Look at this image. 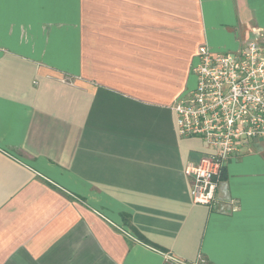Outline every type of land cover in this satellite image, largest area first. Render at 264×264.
I'll return each mask as SVG.
<instances>
[{"label":"crops","instance_id":"crops-1","mask_svg":"<svg viewBox=\"0 0 264 264\" xmlns=\"http://www.w3.org/2000/svg\"><path fill=\"white\" fill-rule=\"evenodd\" d=\"M252 29L264 0H0V264H264V141L194 205L171 111Z\"/></svg>","mask_w":264,"mask_h":264},{"label":"built area","instance_id":"built-area-1","mask_svg":"<svg viewBox=\"0 0 264 264\" xmlns=\"http://www.w3.org/2000/svg\"><path fill=\"white\" fill-rule=\"evenodd\" d=\"M192 72L195 87L177 99L171 111L178 136L199 138L207 148L184 173L192 203L210 207L226 161L242 145L264 141V31L252 29L234 52L200 46Z\"/></svg>","mask_w":264,"mask_h":264},{"label":"trees","instance_id":"trees-1","mask_svg":"<svg viewBox=\"0 0 264 264\" xmlns=\"http://www.w3.org/2000/svg\"><path fill=\"white\" fill-rule=\"evenodd\" d=\"M126 222L125 218H124V223ZM127 223V222H126ZM141 242L146 244V245H151L149 242H147L146 240L140 238Z\"/></svg>","mask_w":264,"mask_h":264}]
</instances>
